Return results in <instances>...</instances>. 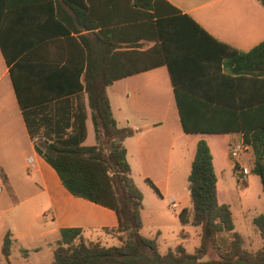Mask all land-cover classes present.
I'll return each mask as SVG.
<instances>
[{
	"label": "crops",
	"instance_id": "1",
	"mask_svg": "<svg viewBox=\"0 0 264 264\" xmlns=\"http://www.w3.org/2000/svg\"><path fill=\"white\" fill-rule=\"evenodd\" d=\"M165 1L190 16L216 41L237 51L246 52L264 41V6L258 0ZM143 21L141 13L133 11L127 0H0V40L9 55L24 58L15 69V78L26 91L75 89L82 81L87 54L94 59V52L102 51L107 44L116 41L111 37L113 31L119 38L138 36L142 30L137 25ZM135 41L137 45L133 48H124V44L118 42L122 48L105 56V59L114 58L113 71L126 73L113 80L105 91L116 127L132 130V134L122 141L130 178L134 182L149 179L164 198L177 177L176 160L171 157L175 145L179 140L185 142L191 162L195 144L203 138L212 155L218 201L227 204L225 199L220 200L218 175L222 179V173L229 165L234 174V166L246 169L243 159L249 160L252 166V151L245 145V150L236 159L228 158L230 148L243 143L241 133L185 134L159 41L147 38ZM196 49L200 53L208 52L206 44L201 42ZM189 58L186 48H174L170 63L177 83L197 91L209 89L213 100L223 103L222 68L209 71L205 65L191 62ZM200 74L210 76H198ZM256 84L257 81H247L244 99L250 101L257 97ZM61 99L60 102L38 104L40 106L27 105L26 109L31 110L28 119L37 123L32 129L33 137H54L51 126L38 124L41 121L69 119V122L83 121L85 131L81 144L94 145L85 92L64 94ZM227 99L235 101L231 95ZM44 105L42 110L35 108ZM65 133L64 136L70 134V129ZM130 158L135 162V173ZM172 166L174 173L171 176ZM0 183L6 189L4 197L11 205L9 209L26 204V210H14L8 216H2L4 211H0L3 264L6 263L1 245L6 233L12 241L8 256L11 264H48L63 228H79L85 241L100 242L105 246L108 239L116 240L104 232V229L116 227L114 212L68 193L54 170L34 151L1 52ZM170 200L176 204L174 208L169 204L171 209L188 212L186 200L177 204L173 195L167 202ZM21 250L26 253L22 254ZM12 257L16 262H12Z\"/></svg>",
	"mask_w": 264,
	"mask_h": 264
},
{
	"label": "trees",
	"instance_id": "2",
	"mask_svg": "<svg viewBox=\"0 0 264 264\" xmlns=\"http://www.w3.org/2000/svg\"><path fill=\"white\" fill-rule=\"evenodd\" d=\"M258 1L264 6V0ZM127 3L145 19L137 25L142 32L135 37L128 35L119 38L113 31L111 37L116 41L107 44L102 51L94 52V59L90 54L85 57L82 81L75 89L26 91L15 78V69L24 58L9 55L0 40V52L8 66L34 151L54 170L68 193L110 209L116 216V227L104 229V232L116 238L117 246L85 241L81 229L63 228L59 231V239L48 264H264V213L252 218L263 244L255 251H248L243 247L240 234L234 231L229 206L218 201L212 155L203 138L195 144L186 178L191 214L186 209L178 213L182 225L199 227L198 246L188 253L182 244H178L161 254L156 240L141 235L142 195L130 178V167L122 145L132 130L116 127L105 91L113 80L126 75L112 70L114 58L105 59L110 52L122 48L118 42H122L124 48H133L137 45L135 39L159 41L169 69L182 131L190 135L241 133L243 144L250 148L253 155L250 172L258 176L264 196V41L246 52H240L216 41L190 16L165 0H127ZM200 42L206 44L208 52L200 53L196 49ZM173 47L176 50L186 48L189 61L200 62L209 71L216 68L220 71L222 68L220 83L222 96L225 97L223 103H216L209 89L197 91L177 83L170 63ZM253 80L257 81V97L248 101L244 99L247 97L244 90L247 81ZM81 91L87 96L94 145L81 144L85 131L83 121L69 122V119L41 121L38 124L51 126L54 137H33L32 129L37 123L28 119L27 114L31 110L26 109L27 105L60 102L64 94ZM229 95L234 96L235 101H229ZM45 106L35 108L42 110ZM66 129H70L71 133L64 136ZM145 182L157 196H161L149 179H145ZM222 233L229 234L226 247L220 246L217 241ZM11 244L6 233L1 245L6 264H11L8 260ZM21 252L26 253L25 250Z\"/></svg>",
	"mask_w": 264,
	"mask_h": 264
},
{
	"label": "rangeland",
	"instance_id": "3",
	"mask_svg": "<svg viewBox=\"0 0 264 264\" xmlns=\"http://www.w3.org/2000/svg\"><path fill=\"white\" fill-rule=\"evenodd\" d=\"M171 157L172 160L174 157L176 160L177 177L175 183L170 185L164 198L157 196L145 180L133 181L143 196V208L140 211L142 219L140 233L146 238L156 240L161 254L172 250L178 244H182L186 252L192 253L199 244L200 229L190 224L182 225L178 219L179 209H171L167 202L170 195L175 197L177 204L184 203L186 200L188 214H191L186 180L190 161L185 142L182 140L177 142ZM243 163L246 166V185L240 186L237 182L236 170L238 166L234 167V174L232 165H229L222 173V179L218 175L217 189L220 193V200L225 199L229 205L234 231L242 237L243 247L248 251H255L262 246L263 241L260 239L256 227L252 224V218L264 213V196L258 176L250 172L251 162L243 159ZM130 164L135 173L137 169L133 158H130ZM170 173L171 176L174 173L173 166ZM5 190L0 183V211H4L2 216H8L14 210H26V204L19 208L10 207L9 209L11 205L5 200ZM228 240L229 234L227 233H222L217 238L218 244L222 247L228 245ZM106 244L107 246H117L118 242L108 239ZM11 260L16 262L14 257ZM0 264H3L1 257Z\"/></svg>",
	"mask_w": 264,
	"mask_h": 264
},
{
	"label": "built area",
	"instance_id": "4",
	"mask_svg": "<svg viewBox=\"0 0 264 264\" xmlns=\"http://www.w3.org/2000/svg\"><path fill=\"white\" fill-rule=\"evenodd\" d=\"M244 150H245V145L242 142L236 143L230 148V150L228 152V157L230 159L234 160ZM236 177H237V182L240 186L246 185V169L245 168H238L236 170ZM169 204L173 208L176 207V204L173 200H170Z\"/></svg>",
	"mask_w": 264,
	"mask_h": 264
}]
</instances>
